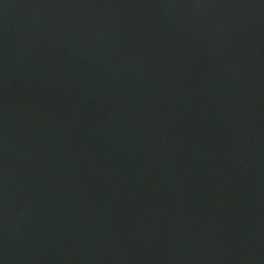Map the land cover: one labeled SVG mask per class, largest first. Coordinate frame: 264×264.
Wrapping results in <instances>:
<instances>
[{"label": "water", "instance_id": "water-1", "mask_svg": "<svg viewBox=\"0 0 264 264\" xmlns=\"http://www.w3.org/2000/svg\"><path fill=\"white\" fill-rule=\"evenodd\" d=\"M0 264H264V0L1 70Z\"/></svg>", "mask_w": 264, "mask_h": 264}]
</instances>
